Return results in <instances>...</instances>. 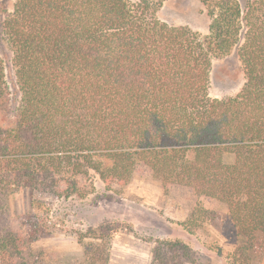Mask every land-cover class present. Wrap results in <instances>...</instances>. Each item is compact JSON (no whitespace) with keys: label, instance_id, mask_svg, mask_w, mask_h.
Wrapping results in <instances>:
<instances>
[{"label":"trees","instance_id":"16d2710c","mask_svg":"<svg viewBox=\"0 0 264 264\" xmlns=\"http://www.w3.org/2000/svg\"><path fill=\"white\" fill-rule=\"evenodd\" d=\"M165 1L0 0V264H47L29 243L51 228L49 209L28 237L13 194L27 188L39 206L82 195L90 172L107 186L149 173L189 187L228 207L236 264L264 252V0H200L206 36L160 20ZM230 54L245 83L212 97L214 60ZM103 231L78 235L81 264H110ZM190 260L181 241L152 250L151 264Z\"/></svg>","mask_w":264,"mask_h":264},{"label":"rangeland","instance_id":"374dc122","mask_svg":"<svg viewBox=\"0 0 264 264\" xmlns=\"http://www.w3.org/2000/svg\"><path fill=\"white\" fill-rule=\"evenodd\" d=\"M158 17L172 26L188 27L201 36L209 32L210 20L200 0H167ZM1 23L0 8V59L6 61ZM6 70L10 75L8 58ZM244 83V70L236 55L214 60L212 97H233ZM80 187L82 195L43 200L41 206L32 202L27 188L11 197L12 211L24 224L29 217H40L49 209L51 228L40 230L39 237L29 243L36 256L44 254L47 264H81L83 247L78 235L91 228H103L104 233L114 238L110 264H151L152 250L158 241H181L187 245L191 259L187 264L237 263L235 252L240 239L228 207L217 200L198 196L193 189L181 185L166 190L149 173L123 187L116 183L107 186L99 175L90 172L81 178ZM198 209L203 210L199 212L201 226L193 227L190 218ZM196 214L198 211L195 217ZM187 227L194 232L190 233ZM25 233L30 237L26 224ZM254 262L264 264V252Z\"/></svg>","mask_w":264,"mask_h":264},{"label":"built area","instance_id":"2783aa9c","mask_svg":"<svg viewBox=\"0 0 264 264\" xmlns=\"http://www.w3.org/2000/svg\"><path fill=\"white\" fill-rule=\"evenodd\" d=\"M51 223V221H49V224Z\"/></svg>","mask_w":264,"mask_h":264}]
</instances>
